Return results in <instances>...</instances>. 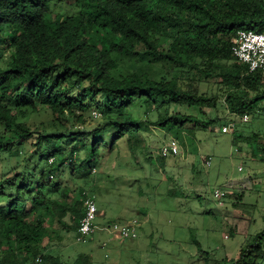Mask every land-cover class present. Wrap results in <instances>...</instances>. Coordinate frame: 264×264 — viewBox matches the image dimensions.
I'll return each instance as SVG.
<instances>
[{
    "label": "trees",
    "instance_id": "1",
    "mask_svg": "<svg viewBox=\"0 0 264 264\" xmlns=\"http://www.w3.org/2000/svg\"><path fill=\"white\" fill-rule=\"evenodd\" d=\"M54 1L0 0V59L3 54L6 59L0 65V149L36 139L24 170L0 178V261L5 264H25L37 254L48 264H63L58 256L42 254L41 247L56 217L52 213L62 215L63 210L53 211L50 194L60 184L53 178L60 177L65 165L73 166L78 151L75 146L56 149V143L68 137L70 144L75 133L56 129L45 134L44 127L20 120L29 110L40 105L79 122V112L94 104L107 132L99 127L90 132L83 161L94 158L99 147L111 149L118 139H134L141 127L130 109L136 99L158 108L150 122L155 126L178 131L214 122L169 109L177 104L204 114L205 108H216V101L182 88L174 76L152 78L149 69L158 61L171 72L187 66L205 76L215 71L233 112L251 113L264 99V73L249 72L231 53L238 29L264 30V0H75L76 12L50 19ZM73 88L78 89L75 95ZM241 92L253 97L244 103ZM236 98L239 102L232 105ZM239 137L234 133L233 142ZM251 147L264 162V143L254 141ZM37 154L39 160L46 155L40 169ZM79 205L82 198L70 208L75 231L83 215ZM57 222L63 224L60 217ZM77 260L89 264L90 257ZM232 264H264V228L250 237Z\"/></svg>",
    "mask_w": 264,
    "mask_h": 264
},
{
    "label": "rangeland",
    "instance_id": "2",
    "mask_svg": "<svg viewBox=\"0 0 264 264\" xmlns=\"http://www.w3.org/2000/svg\"><path fill=\"white\" fill-rule=\"evenodd\" d=\"M74 2L55 0L48 16L53 19L56 14L64 17L76 12ZM4 58L3 54L1 66L5 65ZM164 65L161 61L153 63L149 75L154 79L174 76L182 88L203 92L216 101V108H205L204 114L197 107L177 104H170L169 109L213 123L188 124L178 131L155 126L150 122L157 118L158 108L136 99L130 109L141 127L134 139H118L111 149L99 147L94 158L81 161L90 149V132L98 127L107 132L94 104L79 112L83 117L79 122L67 114L53 115L40 105L20 119L31 127H44L45 134L56 129L75 133L70 144H66L68 137L55 142L56 149H78L73 166L65 165L59 171L60 177L53 178L60 183L50 194L55 203L53 211L63 210L62 215L52 213L56 217L48 226L42 254L58 256L63 264H80L79 255H88L89 264H232L250 237L264 228V162L251 147L254 141L264 143V99L251 113L245 112L248 120L243 122V114L231 110L227 90L215 71L205 76L188 66L171 72ZM71 92L75 95L78 89ZM252 97L251 92L246 96L239 93L244 103ZM149 107L153 111L146 114ZM227 123H234L233 128L221 132ZM234 133L240 135L236 143ZM170 138L177 140L179 153L162 158L159 147ZM35 143L33 136L1 148L0 178L22 172L30 152L36 149ZM44 146L50 147L51 143L46 141ZM34 157L42 168L46 155L42 160L38 154ZM208 157L210 163L206 165ZM215 188L226 195L215 198ZM83 191L93 197L97 212H102L95 221L99 228L113 221L135 219L137 237L120 238L95 229L85 240L77 241L70 208L78 206ZM79 208L84 209L81 205ZM59 217L63 224L57 222Z\"/></svg>",
    "mask_w": 264,
    "mask_h": 264
},
{
    "label": "built area",
    "instance_id": "3",
    "mask_svg": "<svg viewBox=\"0 0 264 264\" xmlns=\"http://www.w3.org/2000/svg\"><path fill=\"white\" fill-rule=\"evenodd\" d=\"M232 55L241 63L247 65L249 72L261 71L264 73V30L256 32L251 29H238L236 38L231 46ZM241 120L247 121L248 115L243 114ZM234 123L223 125L221 132H229L233 128ZM179 144L175 138H170L160 145L159 155L162 158L176 156L179 153ZM50 159L49 161H51ZM210 158L206 159V165H209ZM82 206L83 215L81 216L77 229L76 240H85L95 229L106 231L120 238H135L137 237V220L127 222L113 221L108 225L98 227L96 224L97 207L95 201L87 191H83ZM215 198L219 199L226 195L225 191L220 188H215L212 191ZM0 264H5L0 261ZM25 264H48L42 255L37 254Z\"/></svg>",
    "mask_w": 264,
    "mask_h": 264
},
{
    "label": "crops",
    "instance_id": "4",
    "mask_svg": "<svg viewBox=\"0 0 264 264\" xmlns=\"http://www.w3.org/2000/svg\"><path fill=\"white\" fill-rule=\"evenodd\" d=\"M101 214H102V212H97V218H98V217L101 218V216H102ZM97 218H96V219H97Z\"/></svg>",
    "mask_w": 264,
    "mask_h": 264
}]
</instances>
